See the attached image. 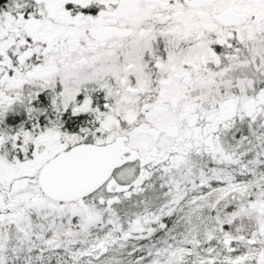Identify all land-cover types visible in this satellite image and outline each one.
Wrapping results in <instances>:
<instances>
[{"label": "snow or ice", "instance_id": "snow-or-ice-1", "mask_svg": "<svg viewBox=\"0 0 264 264\" xmlns=\"http://www.w3.org/2000/svg\"><path fill=\"white\" fill-rule=\"evenodd\" d=\"M0 264H264V0H0Z\"/></svg>", "mask_w": 264, "mask_h": 264}]
</instances>
